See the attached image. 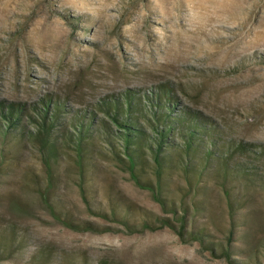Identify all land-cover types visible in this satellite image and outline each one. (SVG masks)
Masks as SVG:
<instances>
[{
  "label": "rangeland",
  "instance_id": "obj_1",
  "mask_svg": "<svg viewBox=\"0 0 264 264\" xmlns=\"http://www.w3.org/2000/svg\"><path fill=\"white\" fill-rule=\"evenodd\" d=\"M168 82L186 104L223 126L228 138L264 144V0H0V100L31 106L57 98L70 108L93 110L103 98L155 91ZM12 151L16 160L5 162L0 174V238L9 240L15 227L28 243L0 264H230L198 243L181 242L168 228L130 234L94 217L69 162L52 197L76 219L112 230L63 227L34 194V182L47 184L36 148ZM101 166L87 189L91 204L108 210L112 192L165 216L121 167ZM174 183L184 185L178 178ZM203 192L197 200L208 212L198 224L225 245L226 200L214 184ZM244 198L248 205L238 213L233 241L243 253L232 258L250 263L263 252L257 264H264V195ZM44 250L53 255L41 263Z\"/></svg>",
  "mask_w": 264,
  "mask_h": 264
},
{
  "label": "trees",
  "instance_id": "obj_2",
  "mask_svg": "<svg viewBox=\"0 0 264 264\" xmlns=\"http://www.w3.org/2000/svg\"><path fill=\"white\" fill-rule=\"evenodd\" d=\"M182 97L168 82L155 91L134 89L103 98L93 110L70 108L57 98L31 106L0 100V174L5 162L16 160L11 159L12 149L30 145L40 154L47 183L42 187L34 182V194L63 227L78 232L112 230L76 219L72 212L60 209V199L52 197L58 190L60 169L69 162L94 217L130 234L168 228L181 242L198 243L230 264H238L232 258L243 253L233 245L241 222L238 213L248 205L244 195H264V144L228 138L223 126ZM103 162L117 164L138 187L149 191L165 216L140 209L112 192L108 210L91 204L87 189L103 171ZM174 178L184 185L174 187ZM213 184L228 207L230 229L225 245L214 242L213 235L198 224L208 211L204 200L197 198L204 197V189ZM189 197L194 199L191 203ZM14 228H10L9 240L0 238V261L10 260L7 255L28 243L27 236L16 235ZM260 254L242 264H257ZM52 255L44 250L41 263Z\"/></svg>",
  "mask_w": 264,
  "mask_h": 264
}]
</instances>
